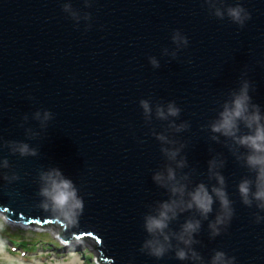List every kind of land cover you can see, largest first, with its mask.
Returning <instances> with one entry per match:
<instances>
[{
    "label": "water",
    "instance_id": "water-1",
    "mask_svg": "<svg viewBox=\"0 0 264 264\" xmlns=\"http://www.w3.org/2000/svg\"><path fill=\"white\" fill-rule=\"evenodd\" d=\"M235 4L250 13L243 26L215 15ZM177 31L187 45L173 41ZM243 79L264 110V0H0V159L9 161L0 169V214L24 224L58 223L62 240L89 236L108 264H193L174 249L159 260L141 250L145 215L170 196L153 180L172 163L161 151L162 133L176 142L165 146L183 145L187 163L177 173L189 175L190 188L215 184L208 161H224L235 214L215 237L208 225L219 202L201 218L193 247L203 260L223 250L236 264H264V223L254 222L259 210L244 205L237 190L251 173L233 153L245 150L209 128ZM141 100L150 102V116ZM169 102L179 116L158 118L156 107ZM172 121L188 127L177 132ZM13 141L36 155L13 153ZM49 168L72 179L84 200L74 226L39 206V174ZM4 173L20 178L9 183ZM192 217L199 214L181 213L170 230Z\"/></svg>",
    "mask_w": 264,
    "mask_h": 264
},
{
    "label": "clouds",
    "instance_id": "clouds-1",
    "mask_svg": "<svg viewBox=\"0 0 264 264\" xmlns=\"http://www.w3.org/2000/svg\"><path fill=\"white\" fill-rule=\"evenodd\" d=\"M64 9L69 11L74 18H78L77 14L71 11L70 4L66 3ZM225 14L241 26L250 19V13L242 4L230 5L224 10L215 8L216 16L223 18ZM172 39L178 45L188 43L187 37L179 31L173 34ZM151 64L159 67L154 57L151 58ZM250 87V82L243 79L239 88L231 93L230 99L224 101L222 109L209 128L213 134L230 139L237 149L245 150L233 153L251 173L240 179L237 190L244 205L251 207L255 204L259 212L255 215L254 222L261 224L264 223V215L260 214L264 213V110L259 104L252 102ZM140 105L145 116H150L152 113L150 102L141 100ZM180 111L181 109L175 102H169L166 108L156 107V116L167 120L169 117L179 116ZM36 115L40 118V113ZM50 116L51 113L45 111L43 120L49 119ZM170 123L177 132L188 127L187 123L178 125L175 121ZM219 136L213 135L212 139L219 140ZM157 139L162 143L161 151L172 163L168 164L165 169L155 172L153 180L166 188L170 196L169 199L160 201L154 212L145 215L144 229L148 233V238L143 241L141 250L158 260L174 249L175 256L180 261L190 260L193 264H236V257L229 256L223 250H216L205 262L193 247L197 243L195 234L200 231L201 218H208L215 202H219L220 208L215 219L208 225L212 237L219 235L221 227L227 226L235 214L232 200L225 188V177L220 171L224 166V161L215 157L208 161V176L209 179H215V184L209 186L204 182H199L190 188L189 175L187 173L178 175L177 173V170L183 169L187 163L186 159L180 156L183 145L180 147L165 146L174 145L176 142L162 133L157 134ZM9 146L13 153H18L22 157L36 155V149L25 142L13 141ZM7 168H9L8 159L6 157L0 159V169ZM19 178L16 173L11 175L4 173L3 175V179L9 183ZM38 195L41 198L39 206L44 211L68 226L78 223L83 213L84 200L79 195V190L73 180L66 177L60 169L49 168L39 174ZM188 210H195L199 218H188L178 231H171L170 223ZM173 239L177 241L175 246L172 243ZM62 243L68 244L69 241L64 240Z\"/></svg>",
    "mask_w": 264,
    "mask_h": 264
},
{
    "label": "rangeland",
    "instance_id": "rangeland-1",
    "mask_svg": "<svg viewBox=\"0 0 264 264\" xmlns=\"http://www.w3.org/2000/svg\"><path fill=\"white\" fill-rule=\"evenodd\" d=\"M55 230H60L57 224L42 229L11 225L0 214V264H107L93 252L96 245L93 238L86 236L64 244ZM22 241L27 243L26 248L16 244Z\"/></svg>",
    "mask_w": 264,
    "mask_h": 264
},
{
    "label": "trees",
    "instance_id": "trees-1",
    "mask_svg": "<svg viewBox=\"0 0 264 264\" xmlns=\"http://www.w3.org/2000/svg\"><path fill=\"white\" fill-rule=\"evenodd\" d=\"M30 226H33V227H36V228H40V229H42V228H48V227H50V226H52V224H57L59 227H60V233H61V231H62V228H63V226L62 225H59L58 223H52V222H44V223H40V222H38V221H30L29 223H28ZM17 245H18V247L20 246V247H25L26 245H27V243L26 242H18V243H16ZM26 248V247H25ZM96 248V245L94 246V249ZM35 249V248H34ZM34 249H31V250H28V249H23V252H34ZM100 259V258H99ZM100 261L101 262H103L101 259H100ZM89 264V263H88ZM108 264V263H107Z\"/></svg>",
    "mask_w": 264,
    "mask_h": 264
},
{
    "label": "bare ground",
    "instance_id": "bare-ground-1",
    "mask_svg": "<svg viewBox=\"0 0 264 264\" xmlns=\"http://www.w3.org/2000/svg\"><path fill=\"white\" fill-rule=\"evenodd\" d=\"M1 216L6 221V223H8V224H11V225H17V224H20L21 225V224H23L24 225V223H18V222H15V221L10 220L9 218L5 217L3 215V213H1ZM25 225H29V224H25ZM55 232L57 233V230H55Z\"/></svg>",
    "mask_w": 264,
    "mask_h": 264
}]
</instances>
